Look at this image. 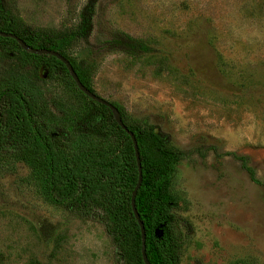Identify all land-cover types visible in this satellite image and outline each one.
Listing matches in <instances>:
<instances>
[{"label": "rangeland", "instance_id": "obj_1", "mask_svg": "<svg viewBox=\"0 0 264 264\" xmlns=\"http://www.w3.org/2000/svg\"><path fill=\"white\" fill-rule=\"evenodd\" d=\"M0 3L14 22L56 36L76 30L64 54L86 85L184 150L168 183L180 264H264V0ZM120 34L152 50H118ZM4 45L0 88L27 86L49 131L87 142L89 98L58 66L34 75L32 57ZM101 211L79 216L49 199L38 172L1 161L0 264H135L120 258Z\"/></svg>", "mask_w": 264, "mask_h": 264}, {"label": "trees", "instance_id": "obj_2", "mask_svg": "<svg viewBox=\"0 0 264 264\" xmlns=\"http://www.w3.org/2000/svg\"><path fill=\"white\" fill-rule=\"evenodd\" d=\"M6 7L0 3V30L15 34L32 47L53 49L67 58L64 51L67 42L75 37L76 30L56 36L14 22L4 11ZM0 40L5 43L1 46L5 52L11 46L19 47L10 37L0 36ZM114 44L118 50L134 55L152 50L143 41L123 34ZM24 52L33 59L34 75L40 66H44L46 74L58 66L73 82L64 65L54 56ZM71 65L80 82L91 90L79 68ZM89 100L93 110L89 140L75 145L49 131L42 117L43 109L27 86L12 83L1 87L0 162L9 159L22 161L43 178L52 202L72 208L79 216L93 217L95 210L101 209L98 217L107 219L120 258L143 264L139 229L129 204L130 192L137 179L132 143L128 134L113 121L109 109ZM117 108L137 145L141 180L134 204L144 228L146 257L150 264H180L178 243L172 228L175 202L168 192V183L174 165L185 152L169 148L154 125L144 127L127 122ZM238 159L249 178L260 183L246 158L239 156Z\"/></svg>", "mask_w": 264, "mask_h": 264}, {"label": "water", "instance_id": "obj_3", "mask_svg": "<svg viewBox=\"0 0 264 264\" xmlns=\"http://www.w3.org/2000/svg\"><path fill=\"white\" fill-rule=\"evenodd\" d=\"M0 36L1 37H10V38L14 39L15 42L18 44V46L26 52H29L32 54H48V55H51V56H54L55 58H57L66 68L70 78L73 80V82H74L75 86L78 88V90L81 91L86 97L94 100L97 103H100V104L106 106L111 113L113 121L122 130H124L128 134V136L131 140V143H132L134 158H135V162H136V166H137V179H136V182H135V184H134V186L130 192V197H129L130 210H131L133 218L136 221V224H137L138 229H139V236H140V249H139V251H140L141 260H142L143 264H150L147 257H146V254H145V244H144L145 233H144L143 224H142V221L139 219V215L136 211L135 204H134V196H135V193H136V191L140 185V180H141V170H140V164H139L137 145H136V141H135L133 133L131 131H129L126 128V126L123 124L118 108L114 104L109 102L108 100L100 97L99 95L95 94L93 91H91L87 87H85L80 82V80L78 79V77H77L71 63L69 62V60L67 58H65L63 55H61L59 52H57L53 49H48V48L32 47L29 44L25 43L21 38L17 37L15 34H13L11 32H5V31L0 30Z\"/></svg>", "mask_w": 264, "mask_h": 264}]
</instances>
